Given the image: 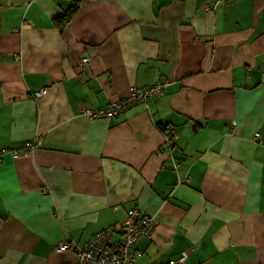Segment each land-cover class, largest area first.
I'll return each instance as SVG.
<instances>
[{
	"label": "crops",
	"instance_id": "0c3cea01",
	"mask_svg": "<svg viewBox=\"0 0 264 264\" xmlns=\"http://www.w3.org/2000/svg\"><path fill=\"white\" fill-rule=\"evenodd\" d=\"M33 140L0 162V264H74L129 207L154 223L135 264H264V0H0V148Z\"/></svg>",
	"mask_w": 264,
	"mask_h": 264
},
{
	"label": "built area",
	"instance_id": "2783aa9c",
	"mask_svg": "<svg viewBox=\"0 0 264 264\" xmlns=\"http://www.w3.org/2000/svg\"><path fill=\"white\" fill-rule=\"evenodd\" d=\"M79 1L85 3L87 0ZM86 62H88L87 57L81 58V63ZM167 83L168 79L163 77L148 85L133 84L129 87L126 96L114 99L98 108L87 106L81 112L93 119L116 116L132 104L149 97L161 96ZM44 92L45 89L37 91L35 97L41 96ZM231 130L234 131V126ZM163 133L166 140L176 138V134L169 124ZM253 138L257 140L259 133H254ZM37 146H40V142L33 140L24 142L17 148L2 147L0 148V162L5 153H9L13 158L27 156ZM43 192H46V189H43ZM153 225L152 217L142 213L138 208H126L124 209V218L121 221L96 232L82 245H74L76 252L74 264H135V260L142 255V251L136 245L141 238L151 234ZM69 247L68 242H59L56 249L62 251ZM185 258L186 253L182 252L174 258H170L166 264H186Z\"/></svg>",
	"mask_w": 264,
	"mask_h": 264
},
{
	"label": "trees",
	"instance_id": "16d2710c",
	"mask_svg": "<svg viewBox=\"0 0 264 264\" xmlns=\"http://www.w3.org/2000/svg\"><path fill=\"white\" fill-rule=\"evenodd\" d=\"M79 4L78 2L71 5L68 9H66L64 11V13L62 15H59L57 17H55L54 22H55V26L58 28H62L63 26H65L67 23H69L72 15L74 14V12L76 11V9L78 8ZM169 123H161V124H157V126L159 127V129L162 132H165V130L167 129Z\"/></svg>",
	"mask_w": 264,
	"mask_h": 264
},
{
	"label": "rangeland",
	"instance_id": "374dc122",
	"mask_svg": "<svg viewBox=\"0 0 264 264\" xmlns=\"http://www.w3.org/2000/svg\"><path fill=\"white\" fill-rule=\"evenodd\" d=\"M82 5H84L85 3H81ZM81 61V60H80ZM132 86V85H131ZM87 106H83L82 108H81V111H82V109H84V108H86ZM89 107V106H88ZM118 115V114H117ZM116 115V116H117ZM114 117V116H113ZM253 136H254V134H253ZM256 140V139H255Z\"/></svg>",
	"mask_w": 264,
	"mask_h": 264
}]
</instances>
